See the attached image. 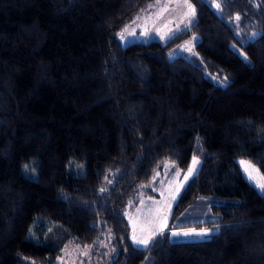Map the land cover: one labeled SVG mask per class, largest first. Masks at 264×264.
<instances>
[{
  "label": "trees",
  "instance_id": "obj_1",
  "mask_svg": "<svg viewBox=\"0 0 264 264\" xmlns=\"http://www.w3.org/2000/svg\"><path fill=\"white\" fill-rule=\"evenodd\" d=\"M152 1L0 0V264H63L106 233V264H264V194L236 164L264 176V0H186L188 30L122 45ZM190 35L191 57L167 60ZM194 156L167 228L134 247L126 205ZM205 200L214 218L190 223ZM200 226L216 231L169 236Z\"/></svg>",
  "mask_w": 264,
  "mask_h": 264
},
{
  "label": "rangeland",
  "instance_id": "obj_2",
  "mask_svg": "<svg viewBox=\"0 0 264 264\" xmlns=\"http://www.w3.org/2000/svg\"><path fill=\"white\" fill-rule=\"evenodd\" d=\"M193 22L194 16L186 0H153L150 5L138 12L132 22L128 23L116 34V38L122 45L131 42L145 43L149 41L164 43L180 32L188 30ZM254 37L255 36L251 34L247 40H251ZM193 53V35H190L181 43L168 49L165 52V58L167 60L176 57L189 59ZM211 79L214 81L213 78ZM219 84L224 85L222 83ZM241 161H248L243 159L236 160L242 177L259 194H264V190L258 187L259 183H264V181L261 180L259 171H253L252 178L250 179ZM199 163L195 165L193 174L185 179L188 169L193 166V158L185 172L178 171L170 162H164L161 169L158 171L159 175L155 177L157 180L156 183L151 186L150 184L144 186L142 192L137 196L136 201L126 205L123 216L129 228L128 238L134 247H146L145 245L135 244L132 240L134 235L137 239H146L149 240L150 243L154 236L161 231H165L172 205L187 181L195 175ZM254 168L257 169L256 166H254ZM209 205L210 203L208 200H205L204 203L198 201L193 205L189 215L186 214V219L190 221V223L213 219L214 217L210 213ZM201 230H208L207 235H196V233L201 232ZM215 231L216 229L214 227L200 226L179 232L169 231V236L176 238L179 236L181 237L179 239L181 241H194L206 239ZM174 232L178 233V235H173ZM185 232H189L190 234L184 235L183 233ZM112 241V234L106 233L95 246L96 250L93 251L92 255L90 254L91 248L87 250V247H81L80 252L76 250V248L70 247L64 253L63 264H92V262H94L92 260L95 259L98 252H101L102 256L94 262V264H106L107 262H111L117 254V249L112 246Z\"/></svg>",
  "mask_w": 264,
  "mask_h": 264
},
{
  "label": "snow or ice",
  "instance_id": "obj_3",
  "mask_svg": "<svg viewBox=\"0 0 264 264\" xmlns=\"http://www.w3.org/2000/svg\"><path fill=\"white\" fill-rule=\"evenodd\" d=\"M217 7H220V6L217 5ZM189 8L191 10L192 15L194 16L195 15V10L194 9H191V5H189ZM236 19L238 20L239 19V16H237ZM253 35L255 36L256 34H253ZM193 39H195V38H193ZM198 163H199V161L194 156L193 157V166L188 169V173L185 175V179H187L189 175H192L193 174L195 165L198 164ZM241 164L245 168V171L248 173L250 179L252 178V172L253 171H256V172L259 171L258 169H255L254 166L251 165L248 162L241 161ZM25 168H27V165H25ZM157 175H159V173H157ZM261 180L264 181V176H261ZM258 187H260L262 190H264V183H259L258 184ZM101 191L103 192L104 189H101ZM207 232H208V230H201V232L196 233V235H201V236L207 235ZM183 234L184 235H189L190 233L189 232H185ZM173 235H178V233H175L174 232ZM132 240L137 245H145V246H147L149 244V240H146V239H137L135 235L132 237Z\"/></svg>",
  "mask_w": 264,
  "mask_h": 264
},
{
  "label": "crops",
  "instance_id": "obj_4",
  "mask_svg": "<svg viewBox=\"0 0 264 264\" xmlns=\"http://www.w3.org/2000/svg\"><path fill=\"white\" fill-rule=\"evenodd\" d=\"M155 237V236H154Z\"/></svg>",
  "mask_w": 264,
  "mask_h": 264
}]
</instances>
